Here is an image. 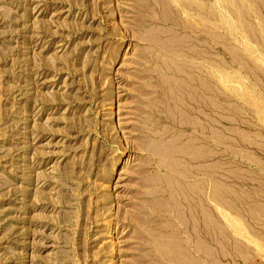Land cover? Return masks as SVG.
<instances>
[{
    "label": "rangeland",
    "instance_id": "374dc122",
    "mask_svg": "<svg viewBox=\"0 0 264 264\" xmlns=\"http://www.w3.org/2000/svg\"><path fill=\"white\" fill-rule=\"evenodd\" d=\"M0 264H264V0H0Z\"/></svg>",
    "mask_w": 264,
    "mask_h": 264
},
{
    "label": "bare ground",
    "instance_id": "6f19581e",
    "mask_svg": "<svg viewBox=\"0 0 264 264\" xmlns=\"http://www.w3.org/2000/svg\"><path fill=\"white\" fill-rule=\"evenodd\" d=\"M178 1V0H177ZM180 1V0H179ZM195 1H197V0H195ZM172 2H174V1H172ZM189 2H190V0H189ZM191 2H193V1H191ZM170 3V2H169ZM179 3V2H178ZM196 4V7H197V5H199V3L197 4V2H195ZM185 4V3H184ZM162 5V4H161ZM164 5V4H163ZM187 5V4H186ZM170 6V5H169ZM190 7L192 6L191 4L189 5ZM148 7V6H147ZM176 7V6H175ZM194 7V6H193ZM192 7V8H193ZM153 8V7H152ZM180 8H182V7H180ZM191 8V9H192ZM178 9V8H177ZM189 9V8H188ZM196 9V8H195ZM198 9H200L199 7H198ZM150 10V9H149ZM201 10H203V7L201 8ZM182 11V10H181ZM190 12V11H189ZM198 12H199V10H198ZM185 13V12H184ZM186 13H187V11H186ZM185 13V14H186ZM149 15V14H148ZM199 14H197V16H198ZM202 15V14H201ZM187 16V15H186ZM190 16V15H189ZM147 17V16H146ZM153 17V16H152ZM165 19H167V18H165ZM164 20V19H163ZM199 25V24H198ZM166 54V53H165ZM174 56H182V53H180V51L179 52H177V53H174ZM185 56H187V55H185ZM165 57H166V59L164 60V62H163V65H164V67L165 68H169L168 70H170V69H172V71L173 72H175V73H181V74H183L184 76H185V78H187V79H185L184 77L183 78H181L180 77V75H179V77L178 78H174V77H172V78H170V76H169V82H168V80L167 79H165L166 78V74H164V73H161V76H160V82L162 83V86H164V91H165V95L166 96H164V97H166V102H168V104L167 105H165L166 107L164 108V115H165V117H167L168 118V121L169 122H173V120H174V118H176V117H174V116H172V115H174V113H173V111L175 110V109H173V105H175L176 107H182L183 106V103H181V101H182V99L180 100V95L177 93V95L176 94H174V93H176L175 91L173 92V90H171V88L172 89H175V88H173V86L171 87L170 86V84H176V85H179V87H181V86H187L188 85V82L189 81H193L194 80V76H191V77H187V75L188 74H186L185 73V70H184V68L186 67L185 65H183V66H176V67H168V56L167 55H165ZM184 57V56H183ZM179 58V57H178ZM184 59V58H183ZM186 59V58H185ZM182 60V59H181ZM189 60V59H188ZM185 62V61H184ZM178 63V62H177ZM186 64V63H185ZM192 64V63H191ZM187 65V64H186ZM170 66V65H169ZM167 69H166V71H167ZM150 71V70H149ZM151 72V71H150ZM168 72V71H167ZM174 74V73H173ZM196 75V74H195ZM198 76V75H197ZM199 80V79H198ZM197 80V81H198ZM202 80V79H201ZM173 81V83H170V82H172ZM188 81V82H187ZM167 82L169 83V85L167 84ZM201 82V81H200ZM202 84V83H201ZM175 85V86H176ZM198 85H199V83H198ZM204 86V85H203ZM191 87V86H190ZM189 87V88H190ZM160 88V87H159ZM194 88V87H193ZM181 89V88H180ZM161 90V89H160ZM177 90V89H176ZM183 90H184V87H183ZM187 90V89H186ZM198 90V89H197ZM201 90V89H200ZM178 91V90H177ZM181 91V90H180ZM179 91V92H180ZM184 92V91H183ZM184 94V93H183ZM162 95V94H161ZM179 95V96H178ZM192 96H193V94L191 93V91L190 92H188L187 91V93H185V98H192ZM188 100V99H187ZM184 101V100H183ZM166 102H164L163 104H165ZM185 102V101H184ZM200 102V101H199ZM199 102H196V100H195V103H196V107H195V110H197L198 108V106H199ZM158 103V102H157ZM160 103V102H159ZM162 103V102H161ZM185 104V103H184ZM151 105V104H150ZM193 105H194V103H193ZM156 107H157V105H156ZM155 107V108H156ZM163 107H164V105H163ZM184 107H186L185 105H184ZM187 108V107H186ZM163 109V108H162ZM184 110V109H183ZM189 110V109H188ZM194 110V109H193ZM194 110V111H195ZM175 111H177V110H175ZM181 111V110H180ZM191 111V110H190ZM186 113V112H185ZM189 113V112H188ZM198 113H200V112H198ZM171 116L173 117V118H171ZM173 119V120H172ZM188 119V118H187ZM177 120V119H176ZM180 120V119H179ZM185 120V119H184ZM175 121V120H174ZM168 122V123H169ZM184 124H186L185 122L186 121H182ZM176 124V123H175ZM168 125V124H167ZM166 125V126H167ZM164 126V125H163ZM183 126H185V125H183ZM196 127H198V128H200L201 129V126L199 125V123L197 122V125H196ZM166 128V127H165ZM168 128V127H167ZM199 132V131H198ZM152 133H154V131L152 132ZM146 134H148V133H146ZM167 142V141H166ZM168 143V142H167ZM166 146H168L167 144H165ZM144 146H146V145H144ZM171 145L169 146V159H171V155H172V151H171ZM168 147H165L164 148V152H167L168 150ZM176 151V155H178L179 156V159L181 160V159H183L186 155H187V151H186V148H183V147H177V149L175 150ZM175 151H173V153L175 152ZM198 153L199 152H197V155H198ZM163 154V153H162ZM165 154V153H164ZM167 154V153H166ZM167 156V155H166ZM173 158H174V156H173ZM188 158V157H187ZM197 158H200V155L197 157ZM189 159H191V158H189ZM165 161L167 160V159H164ZM165 161H162V162H165ZM174 161V160H173ZM169 162V161H168ZM177 162H178V160H177ZM184 162V161H183ZM186 162V161H185ZM173 163V162H172ZM181 163V162H180ZM175 164V163H174ZM178 164V163H177ZM175 166L176 165H174V166H172V164H170V162H169V166L168 165H164L163 163L162 164H158V166H157V169H156V171H158V172H156L155 171V173H153L149 178H148V180L149 181H159L160 183H163L164 184V186L166 187V188H168L167 190H168V196H169V198L170 199H173V196H172V193H173V187H172V180H171V172H170V170L172 171V170H174L175 169ZM178 166H181V165H178ZM177 166V167H178ZM182 167V166H181ZM162 168V169H161ZM168 168V169H167ZM185 168V167H184ZM200 168V167H199ZM179 169V168H178ZM164 170V171H163ZM167 170H168V172H167ZM180 170H182L181 172H178L177 173V171H176V173L177 174H180L181 176H184L185 177V173H187L188 171H186L185 172V169H180ZM179 171V170H178ZM198 172V171H197ZM173 173V172H172ZM173 175V174H172ZM179 175V176H180ZM188 175V174H187ZM190 175V174H189ZM147 177H145V179H146ZM184 179V178H183ZM201 179V178H200ZM179 180H181L180 178H179ZM146 181H147V179H146ZM184 181V180H183ZM180 182V181H179ZM179 182H177V185L180 187V189L183 191H181L182 193H181V195L180 196H178V197H180L181 199H182V201H181V204L183 205V201L186 203V205L189 203V199H188V197H187V195L185 194L186 192H184L185 190H183V188H185V189H188V191L190 190V185H188L187 183H186V185L185 184H183V183H179ZM200 182V181H199ZM199 182L198 181H196L195 183H193V184H195L194 186H196V191L198 192V193H196V195L198 196L197 197V199H196V204H194V206H195V208H197V207H199L200 206V204H199V192H200V187H199ZM156 182H154V184H155ZM175 183V182H174ZM193 184H192V186H193ZM159 185V184H158ZM175 185V184H174ZM163 187V186H162ZM176 188V187H175ZM195 188V187H194ZM164 189V188H163ZM154 191V190H153ZM178 191V190H177ZM187 191V190H186ZM192 191V190H191ZM180 192V191H179ZM151 193V192H150ZM156 193H157V191H156ZM159 193V192H158ZM161 193V192H160ZM175 193H177V192H175ZM192 193H195L194 191H192ZM166 195V194H165ZM177 195V194H176ZM192 197V196H191ZM147 198V197H146ZM150 198H152V197H150ZM156 198H158L157 196H156ZM161 198V197H160ZM190 198V197H189ZM162 199V198H161ZM164 199V198H163ZM155 200V199H154ZM157 200V199H156ZM165 200V199H164ZM179 200V199H178ZM197 200H199L198 202H197ZM160 201V200H159ZM174 201V200H173ZM177 201V200H176ZM148 202V201H147ZM157 202V201H156ZM155 202V203H156ZM173 203V202H172ZM158 204V203H157ZM165 204V203H164ZM154 205V204H153ZM175 205V204H174ZM190 205V204H189ZM159 206V205H158ZM184 206V205H183ZM191 206V205H190ZM157 207V206H156ZM162 207V206H161ZM169 207V206H168ZM172 207V206H171ZM193 207V206H192ZM160 208V207H159ZM158 208V209H159ZM170 208V207H169ZM175 208V207H174ZM187 208L188 207H186V206H184V210H185V214H186V210H187ZM167 209V208H166ZM151 210V209H150ZM155 210V209H154ZM165 210V209H164ZM172 210H173V207H172ZM198 210L199 211H201L200 210V208H198ZM180 211V210H179ZM178 211V212H179ZM189 211V210H188ZM199 211H198V213H199ZM160 212V211H159ZM163 212V211H162ZM161 212V213H162ZM172 212V211H171ZM191 212H192V210H191ZM197 212V211H196ZM196 212H194V213H196ZM165 213V212H164ZM174 213H175V211H174ZM193 213V212H192ZM184 214V213H183ZM112 216V215H111ZM189 216H190V214H189ZM188 216V217H189ZM162 217H163V214H162ZM176 217H178L179 218V220H180V222L182 223V224H184V217L185 216H181V214L180 213H178V214H176V216H175V218ZM150 218H152V217H150ZM173 218H174V216H173ZM190 218H192L193 220H195V222L197 223L198 222V219L199 218H194V217H190ZM112 219H116V217H113ZM201 219V218H200ZM106 220V219H105ZM167 220V219H166ZM110 221H112V220H107L106 222H105V224H104V228L106 229V231H107V233H109L110 231H109V222ZM153 221H154V219H153ZM100 222H101V220H100ZM114 222V221H113ZM161 222V221H160ZM199 223V222H198ZM214 224V223H213ZM113 225V224H112ZM116 226V225H115ZM161 226V225H160ZM167 226V224L165 225V227ZM198 226H199V224H198ZM196 227V226H195ZM159 228V227H158ZM162 228V227H161ZM197 228V227H196ZM144 229H146V228H144ZM149 229H151V228H149ZM156 229V228H155ZM147 230V229H146ZM154 230V229H153ZM198 230V229H197ZM154 231H156V230H154ZM164 231V230H163ZM112 232V231H111ZM150 232V231H149ZM115 232L113 231V233L112 234H114ZM154 233V232H153ZM146 234H148V232L146 233ZM112 238V237H111ZM145 238V237H144ZM152 238H153V246H154V249L156 250V253H157V255L161 258V259H166V260H168V258H169V256L171 255L170 253H171V247H169V237H167V235L164 233V232H159V230H158V232H155L153 235H152ZM196 238H197V236H196ZM152 243V242H151ZM112 248V247H111ZM151 254V253H150ZM156 255V254H155ZM146 256V255H145ZM148 256V255H147ZM154 256V255H153ZM149 257V256H148ZM157 257V256H156ZM151 260V259H150ZM153 261V260H152Z\"/></svg>",
    "mask_w": 264,
    "mask_h": 264
}]
</instances>
